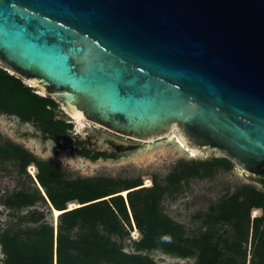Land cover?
Masks as SVG:
<instances>
[{
  "label": "water",
  "instance_id": "95a60500",
  "mask_svg": "<svg viewBox=\"0 0 264 264\" xmlns=\"http://www.w3.org/2000/svg\"><path fill=\"white\" fill-rule=\"evenodd\" d=\"M0 62L90 121L67 134L94 153L176 132L263 183L264 0H0Z\"/></svg>",
  "mask_w": 264,
  "mask_h": 264
},
{
  "label": "trees",
  "instance_id": "16d2710c",
  "mask_svg": "<svg viewBox=\"0 0 264 264\" xmlns=\"http://www.w3.org/2000/svg\"><path fill=\"white\" fill-rule=\"evenodd\" d=\"M6 74L0 68L3 110L23 121L34 118L46 136L49 134L57 143L65 141L67 148L86 158L106 156L92 155L88 147L68 136L75 125L71 118L58 117L60 104L55 99L35 93ZM0 159L17 160L23 173L35 163L39 170L36 182L45 190V196L40 191L15 192L6 197L4 205L23 211L46 201L59 213L60 220L56 228L45 222L43 214L32 211L20 218V224L33 227L0 229L4 254L0 264H159L149 255L159 249L181 258L196 257L195 264H264V189L241 185L212 207L205 224L231 225L233 234L226 237L211 227L199 237L186 236L184 227L161 209L167 188L177 189L184 181L208 178L218 169L231 171L235 163L229 158L181 161L167 176V186L156 178L150 188L144 187L141 179L71 180L61 167L39 160L13 143L0 144ZM73 201L79 206L70 209L68 204ZM254 209H261L262 216L252 217ZM135 231L143 236L134 241L135 252L127 253L114 237L124 240ZM245 245H251V253Z\"/></svg>",
  "mask_w": 264,
  "mask_h": 264
},
{
  "label": "rangeland",
  "instance_id": "374dc122",
  "mask_svg": "<svg viewBox=\"0 0 264 264\" xmlns=\"http://www.w3.org/2000/svg\"><path fill=\"white\" fill-rule=\"evenodd\" d=\"M0 64H2L0 62ZM57 115L59 118L70 119V116L60 106ZM34 121V120H33ZM32 121V122H33ZM23 121L20 117L0 112V144H17L39 160L51 162L61 167L68 179H98L113 178L119 180L141 179L144 187L150 188L157 178L163 186H167V176L181 161H211L215 155L199 154L195 157L189 156L181 147L166 142L168 139H160L147 143V149H143L129 157H107L92 160L78 154L73 149L62 148L55 141L46 136L38 124ZM74 130H77V125ZM100 129V126H96ZM107 132L106 130H101ZM119 139L130 142L131 140L121 135L112 134ZM174 135V132L172 133ZM171 135V136H172ZM170 139V137H169ZM39 170L35 163L31 164L26 173L20 171V163L13 159L3 161L0 159V229L22 230L34 225L20 224V218L32 211L44 215L45 222L51 226L58 227L60 224L59 213L46 201L39 202L32 208L23 211L10 210L4 205L7 196L22 190L38 192L45 196V190L36 182ZM245 184L256 185L264 189V184L250 179L237 164L231 171L224 169L216 170L210 177L205 179L194 178L184 181L174 189L167 188V193L161 202L162 211L171 217L176 223L184 227L186 236L196 238L201 233L212 228L218 235L229 236L233 234V228L229 224L206 225L205 221L212 207L216 206L222 199L231 195L238 187ZM79 206L78 201L68 204L70 209ZM261 209H254L252 217L262 216ZM140 231L132 232L124 240L114 237V240L122 244L127 253L135 252L134 241L142 238ZM1 247V246H0ZM251 253V245H245ZM149 255L159 264H195L197 258H181L176 255L167 254L163 250H155ZM0 258L4 254L0 248ZM251 255H249V260ZM249 264V262H248Z\"/></svg>",
  "mask_w": 264,
  "mask_h": 264
},
{
  "label": "bare ground",
  "instance_id": "6f19581e",
  "mask_svg": "<svg viewBox=\"0 0 264 264\" xmlns=\"http://www.w3.org/2000/svg\"><path fill=\"white\" fill-rule=\"evenodd\" d=\"M12 73H14V72H12ZM71 116H72L73 118L76 119L77 129H78L79 131H83L84 128L86 127L87 123H91L90 121H86V120H84L83 118L75 117V116H73L72 114H71ZM176 134H177V133L174 132V135L170 136V138L176 136L177 141L179 142V144H180L182 150H183L186 154H188L189 156H193V157H195V156H197V155L199 154V152H197L195 149H193L192 147H190V146L187 144V142H186L181 136L176 135ZM256 210H258V209H256Z\"/></svg>",
  "mask_w": 264,
  "mask_h": 264
},
{
  "label": "flooded vegetation",
  "instance_id": "af4514ba",
  "mask_svg": "<svg viewBox=\"0 0 264 264\" xmlns=\"http://www.w3.org/2000/svg\"><path fill=\"white\" fill-rule=\"evenodd\" d=\"M0 68L1 69H3L4 71H6L7 72V74H8V72H9V70L3 65V64H0ZM7 74H6V76H7ZM2 76H0V78H1ZM0 112H2V113H6V114H9L8 112H6L5 110H3L1 107H0ZM9 115H14V116H17V117H19L18 115H16V114H9ZM34 120V121H33ZM33 121V122H32ZM32 121H30V122H32V123H35L36 124V121H35V119L33 118L32 119ZM38 124V123H37ZM38 128H40V126H39V124H38V126H37ZM99 130H103V129H99ZM48 135V134H47ZM50 138V137H49ZM91 152H92V155H94V154H97V153H94L92 150H91ZM107 157H115L114 155H106V156H103V157H101V158H107ZM100 159V158H99ZM248 177H249V175H248ZM256 177H258V178H261L262 179V181H263V183L262 184H264V175H259V176H256Z\"/></svg>",
  "mask_w": 264,
  "mask_h": 264
}]
</instances>
